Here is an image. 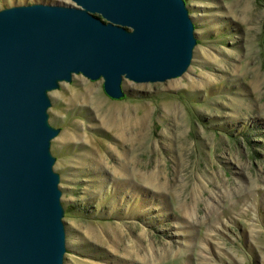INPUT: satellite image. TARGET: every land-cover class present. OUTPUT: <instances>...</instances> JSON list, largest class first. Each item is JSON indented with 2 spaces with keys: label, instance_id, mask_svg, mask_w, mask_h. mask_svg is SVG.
<instances>
[{
  "label": "rangeland",
  "instance_id": "rangeland-1",
  "mask_svg": "<svg viewBox=\"0 0 264 264\" xmlns=\"http://www.w3.org/2000/svg\"><path fill=\"white\" fill-rule=\"evenodd\" d=\"M67 0H0V10ZM197 44L155 84L48 93L63 264H264V0H184Z\"/></svg>",
  "mask_w": 264,
  "mask_h": 264
},
{
  "label": "water",
  "instance_id": "water-1",
  "mask_svg": "<svg viewBox=\"0 0 264 264\" xmlns=\"http://www.w3.org/2000/svg\"><path fill=\"white\" fill-rule=\"evenodd\" d=\"M0 10V264H63L64 209L48 93L74 75L122 81L183 76L197 44L184 0H67Z\"/></svg>",
  "mask_w": 264,
  "mask_h": 264
}]
</instances>
